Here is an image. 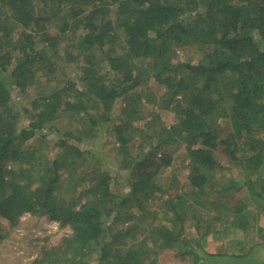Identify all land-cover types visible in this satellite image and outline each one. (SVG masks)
Wrapping results in <instances>:
<instances>
[{
    "label": "trees",
    "instance_id": "trees-1",
    "mask_svg": "<svg viewBox=\"0 0 264 264\" xmlns=\"http://www.w3.org/2000/svg\"><path fill=\"white\" fill-rule=\"evenodd\" d=\"M175 158L188 191L158 203ZM246 196L264 207V0H0V244L30 214L69 232L27 264H210L207 206L248 239Z\"/></svg>",
    "mask_w": 264,
    "mask_h": 264
},
{
    "label": "rangeland",
    "instance_id": "rangeland-1",
    "mask_svg": "<svg viewBox=\"0 0 264 264\" xmlns=\"http://www.w3.org/2000/svg\"><path fill=\"white\" fill-rule=\"evenodd\" d=\"M180 56L184 59H196L197 53L195 49H186L181 51ZM72 65L64 67V72L72 78L79 77V67L72 61ZM150 86L151 82L146 80L144 86ZM28 105L29 103L23 99L16 101V107L21 109V105ZM162 114L163 120L168 123L171 121V117L165 113ZM27 123L21 122L20 126H24ZM46 133V132H44ZM52 137V136H51ZM106 140L105 137H101L97 142L96 153H99V158L106 164V166L113 165L111 159L106 155L107 148L109 146L103 144ZM105 145V146H104ZM56 151V150H55ZM181 149L180 152H183ZM187 162H183L177 158L169 165L168 172L170 175L169 180L165 184L154 183V186L161 190L156 197L155 201L163 202L169 196H174L173 192L179 190V193L188 191L184 186L185 177L187 175ZM117 166L118 164L115 163ZM104 166V165H103ZM174 179H178V184L174 186ZM162 183V182H161ZM173 187V188H172ZM177 187V188H175ZM82 186L72 184L70 191H68V197L76 199L79 195ZM175 189V190H174ZM244 192V191H243ZM161 197V198H160ZM188 200L195 202L197 198L194 195H188ZM246 200L249 203V210L258 214V228L251 232H255L252 235L245 238L242 231H239L232 225L234 217L226 214H222L221 211L212 204H209L206 209L207 220L209 221L213 232H211L207 238L201 242L202 248L205 252L212 255H220L218 258H214V263L210 264H264V207L258 202H252L251 198L246 196ZM156 216H160V210L158 207L154 208ZM161 234L164 236L166 232L165 222H160ZM66 232H69L66 230ZM60 229L59 222L51 220L47 216L35 217L30 214H25L21 218V224L13 232V234L0 244V264H27L31 260L35 259L43 246L56 243L66 233ZM263 239V241H261ZM197 239L193 240V246L197 245ZM258 242L259 252L256 254L254 251H250L249 247L255 245ZM134 246V247H133ZM129 245L130 248L126 254L129 260V264H137V260L142 258V253L147 250L143 247H137L133 244ZM200 252V251H199ZM159 264H194L195 258L202 256L203 253H197L196 255L190 254L186 260H182L177 254L171 250L160 248L159 249ZM230 255V256H228ZM236 255V256H235ZM208 264V263H207Z\"/></svg>",
    "mask_w": 264,
    "mask_h": 264
}]
</instances>
